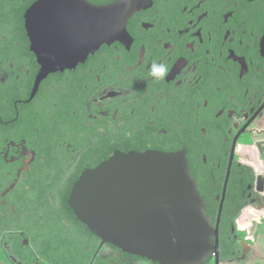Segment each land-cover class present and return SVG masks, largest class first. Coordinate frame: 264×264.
Here are the masks:
<instances>
[{"label": "flooded vegetation", "instance_id": "flooded-vegetation-1", "mask_svg": "<svg viewBox=\"0 0 264 264\" xmlns=\"http://www.w3.org/2000/svg\"><path fill=\"white\" fill-rule=\"evenodd\" d=\"M36 1L0 0V264H160L103 242L68 204L85 170L146 151H184L206 207L226 209L218 264L242 260L237 217L264 205V0H142L125 34L41 79L24 18ZM79 3L51 0L34 25L93 39Z\"/></svg>", "mask_w": 264, "mask_h": 264}, {"label": "water", "instance_id": "water-1", "mask_svg": "<svg viewBox=\"0 0 264 264\" xmlns=\"http://www.w3.org/2000/svg\"><path fill=\"white\" fill-rule=\"evenodd\" d=\"M49 1L37 0L24 14L40 65L39 79L73 67L102 43L125 34L126 20L142 2L118 0L93 6L85 0H61L79 1L81 14L96 19L90 29L96 37L85 39L72 37L67 28L34 25L35 18H48L43 10ZM258 178L262 180L261 175ZM68 204L93 234L128 253L160 264H202L209 256L219 263L222 201L213 224L184 151L117 153L79 176Z\"/></svg>", "mask_w": 264, "mask_h": 264}, {"label": "rangeland", "instance_id": "rangeland-1", "mask_svg": "<svg viewBox=\"0 0 264 264\" xmlns=\"http://www.w3.org/2000/svg\"><path fill=\"white\" fill-rule=\"evenodd\" d=\"M257 128L261 129V133L256 135L255 139L253 140H264V118L258 122ZM254 141L249 142V145H254ZM239 149L241 150L240 157H245L251 161L249 157L251 156L252 146H240ZM261 159L264 162V155L261 157ZM253 163H255V161H253ZM255 208H257L259 211V218L257 220H247L246 225L242 228H239L236 223L237 227L239 228L237 232L241 238V242L244 245V257L242 260L224 262L222 264H264V205Z\"/></svg>", "mask_w": 264, "mask_h": 264}, {"label": "trees", "instance_id": "trees-1", "mask_svg": "<svg viewBox=\"0 0 264 264\" xmlns=\"http://www.w3.org/2000/svg\"><path fill=\"white\" fill-rule=\"evenodd\" d=\"M242 169H244L245 171L249 172L250 174V178L252 179V171L251 169L248 167V166H245V165H242L241 166ZM216 212H217V209L216 208H209V207H206V214L211 218L213 224L215 222V216H216ZM225 213H226V209H222V212H221V219H220V223H219V227H220V231H222V219L225 218ZM222 236V235H221ZM219 245L221 246V248H224L226 245V241H222V238L220 239L219 237ZM227 248V247H225ZM232 251L231 248L227 249L226 250V254H224V257H229L230 256V252Z\"/></svg>", "mask_w": 264, "mask_h": 264}, {"label": "bare ground", "instance_id": "bare-ground-1", "mask_svg": "<svg viewBox=\"0 0 264 264\" xmlns=\"http://www.w3.org/2000/svg\"><path fill=\"white\" fill-rule=\"evenodd\" d=\"M254 153L255 152L253 151V156H254L253 158H255ZM252 164L254 165L255 163L252 162ZM255 168L258 169L257 167ZM258 218H259V211L257 209L252 207H246L241 211L237 219V225L239 228H242L246 225L247 220L250 219L257 220Z\"/></svg>", "mask_w": 264, "mask_h": 264}, {"label": "clouds", "instance_id": "clouds-1", "mask_svg": "<svg viewBox=\"0 0 264 264\" xmlns=\"http://www.w3.org/2000/svg\"><path fill=\"white\" fill-rule=\"evenodd\" d=\"M167 72L168 69L163 63L153 62L151 65V76L158 80H163Z\"/></svg>", "mask_w": 264, "mask_h": 264}]
</instances>
